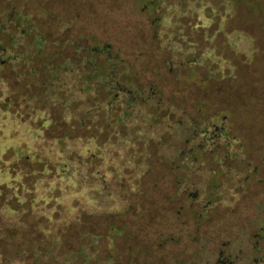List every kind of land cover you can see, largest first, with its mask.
Segmentation results:
<instances>
[{"label": "rangeland", "instance_id": "374dc122", "mask_svg": "<svg viewBox=\"0 0 264 264\" xmlns=\"http://www.w3.org/2000/svg\"><path fill=\"white\" fill-rule=\"evenodd\" d=\"M236 6L231 15L223 0H0V24L10 16L29 17L22 23L25 34L20 35L23 27L14 24H5L7 31L0 29L3 46L23 59L10 61L0 71V193L7 201L17 194L18 202L10 205L22 216L29 209L60 212V202L71 206L68 192L56 199L55 170L49 175L42 172V156L62 160L57 140L63 136L82 155L97 154L92 179H107L111 186L113 180L127 181L120 189L114 183L111 193L120 192L119 196L108 194L100 208L89 203V214L78 218L80 224L64 230L61 221L62 253L86 247L91 252L85 261L89 264L108 258L109 264H188L195 259L198 237L204 234L217 241V226L234 230L264 206V0H237ZM235 31L250 36L256 49L252 59L227 43L224 32ZM88 48L106 49L116 58L117 77L130 89L145 95L154 89L156 98L150 105H162L159 121L184 115L203 122L199 105L204 102L208 117L227 112L223 125L231 146L226 139L222 147H208L185 169L176 163L186 145L181 140L175 139V154L157 143L145 146L136 134L132 137L136 143L122 144L127 122L121 124L105 103L95 111L99 103L81 90L80 73L85 71L61 68L83 64ZM104 60L101 56L98 64ZM52 68L55 89L48 91L44 84ZM212 69L218 71L210 78ZM125 99L118 115L125 111L128 129H138L149 104L129 107ZM146 150L151 156L144 164ZM217 150L226 160L221 183L227 191L222 194L226 201L218 206ZM126 155L134 162L128 167L123 163ZM139 166L144 173L136 172ZM234 171L242 178L250 176L247 187L236 189L239 196L230 193ZM196 193L206 205L190 198ZM97 210L101 214L93 215ZM34 218L33 213L24 214L21 221Z\"/></svg>", "mask_w": 264, "mask_h": 264}, {"label": "trees", "instance_id": "16d2710c", "mask_svg": "<svg viewBox=\"0 0 264 264\" xmlns=\"http://www.w3.org/2000/svg\"><path fill=\"white\" fill-rule=\"evenodd\" d=\"M223 3L227 6V12L229 14H235L237 9V0H223ZM7 19L8 20L5 24L9 25L8 22L11 19V16ZM5 24H0L1 30H9V27L7 29ZM16 27H24V29L19 31L20 35L27 32L25 25L21 23L20 17L17 18ZM224 35H226L227 43L236 53L243 54L248 60L253 58L256 49L252 41H250L251 38L248 34L243 31H235L233 34H230L232 36H230L227 32H224ZM86 50H89V52H83L82 61L83 64L85 61H90V84L86 83L82 78L80 82L84 87L82 86L83 88H81V90L84 91L88 98L99 103V106L95 108V111L101 110L102 105L105 103L107 111H109L110 107V112H116L114 114L117 116V119L121 124L125 125V122H127L125 125L126 135L122 140V144L136 143V141L132 139L133 135L136 134L140 136L139 140L143 141L145 146L149 145L150 142L153 144L157 143L158 145L171 147V153L175 154L172 152V147H175V139L181 140L184 144L196 145L195 139L198 137L199 133L212 130L216 133L217 126H223L224 121L228 119L229 115L227 112H222V116L214 113L208 117L205 112L208 105L204 102L199 105V114L202 115L201 120H203V122L198 121L195 117L184 115L178 119L173 118L171 120L164 119L163 121H159V113L162 105L160 102L157 103V107L150 105V101L156 98V94L152 88L148 90L146 95L145 91L141 90L143 92L142 95L145 98V103L149 104L147 108L148 111L141 116L142 126L139 125L138 129L133 128L130 130L128 129L129 122L125 119L127 113L122 111L123 115L119 116V110L116 108L113 109L116 105L114 96L119 91L121 84L125 83L117 77V59L111 57L106 49L97 50L96 48H88ZM101 56H104L105 60L99 65L98 61ZM223 62L230 64L226 61ZM64 67L65 65L61 68L64 69ZM217 71L218 69H212L210 78L215 77ZM81 76H83V73ZM87 76L88 75H86V77ZM47 77L48 79L46 80L47 82H45L44 87L48 89V91H51L55 89V68H52L49 72H47ZM135 96L136 94L134 93V90H132V94L129 95V100H127L124 104L129 107L133 106V104H135V102H133ZM139 102L143 101H138V103ZM8 104L9 103L7 101L4 102V109L8 107ZM85 114L86 113H83L82 115L85 116ZM79 121L81 122V126L85 125L84 120ZM155 125H157L158 128H155ZM223 127H225L224 133H226V129L228 128L226 125ZM68 140L67 136H63L57 140V145L59 146L57 154L60 158H62V160L58 159L55 162V157L53 156V158L49 155L46 157L42 156L41 160L44 163V170H42L43 174L49 175L55 170L56 175H58V181L55 183L54 187L55 192L58 193L56 199H59V195L61 193L63 194L68 192L66 197L69 198V201H72L71 206L63 205V203L60 202L58 205H60L59 207L63 210L56 212L52 209L45 214L38 211L33 212L32 209H29L31 212L29 213L28 210V212L24 214L32 215L33 213L35 218L29 222L25 221L23 223L21 220L24 214L23 216L20 215L18 211H16L17 209L10 205V203L12 204L15 201L18 202L17 194H14L12 198L7 201L5 197H3L4 192H1L0 205L2 202L3 204H6L0 208V264H78L81 260L84 262L83 264H89L85 261H89L91 252L86 247H82L76 252L72 250L67 254L62 253L63 246L61 243L59 224L62 221L64 230L67 227L80 224L81 220L79 221L78 218L81 217V215L83 217L89 214L87 205L90 200L98 203L95 207L100 208V203L103 200L101 197L103 195L101 188L104 184L102 182L100 183L98 180L95 184L88 181L89 170L87 166L91 159L94 160V153L90 156H87L86 153V156L82 155V152L78 151V149H71L69 145H67ZM200 143H207V140L204 142L200 141ZM147 154L148 151H144V157L142 159L143 162L146 158L151 156V154ZM126 157L127 155L124 157L123 163H125V166L128 167V163L134 162L131 161L130 158ZM136 172L138 174L144 173L142 166L136 168ZM120 186L126 187L127 182L121 183ZM108 187H111L109 183ZM70 197H72V199ZM2 199L4 201H2ZM75 200L79 202L78 207L73 206V202ZM100 210L95 211L93 215L101 214ZM62 214L65 215V217H62L63 219H61V216H63ZM90 262V264H109L111 262V258L105 260L92 259ZM112 263L116 264V261H113Z\"/></svg>", "mask_w": 264, "mask_h": 264}, {"label": "flooded vegetation", "instance_id": "af4514ba", "mask_svg": "<svg viewBox=\"0 0 264 264\" xmlns=\"http://www.w3.org/2000/svg\"><path fill=\"white\" fill-rule=\"evenodd\" d=\"M19 17L21 18V23H24V21L28 20L29 18L27 15L26 16L18 15L15 18L13 17L9 20L8 22L9 25L12 24L16 25L17 18ZM0 46H1L0 71L10 61L13 64L15 63L16 60L20 62L23 61V59L17 57V55L14 53L13 50L4 47L1 42H0ZM85 52H89V50L85 49ZM63 70L71 73H74V71L76 70L85 71L83 72L82 78L86 83L90 84V80H89L90 70H91L90 61L88 62L85 61L84 64L78 63L77 65L66 64ZM86 75L88 76L86 77ZM134 93L136 94L133 101L135 102V104L138 103V101L145 102L144 101L145 98L143 97L142 95L143 92L141 90H136L134 91ZM131 94H132V90L129 88V86L126 83L121 84V86L119 87V91L114 96L116 105L113 107V109L116 108L117 110H119L120 105L122 104L121 100L125 97L126 98L125 103H126V101L129 100V95ZM110 109L111 108L109 107V112L111 111ZM223 126H217L216 133L214 130L203 131L199 133L198 137L195 139L196 145L186 144L185 149L181 150L176 156V158L178 159V161L176 162L178 164L177 167L185 168V169L187 167L190 168L193 164H196L199 161L200 155L203 153L204 150H206V148L222 147L221 142L226 139L228 142H226L225 144L227 146H231L230 141L232 140V138L227 137L229 130L226 129V133H224L225 127ZM205 140H207V143H200V141L204 142ZM233 140L236 141V137H233ZM229 154L230 153H228L224 157L225 158L228 157ZM94 155L96 156L97 154L94 153ZM225 161L226 160L221 159L217 150V206L219 202L226 201V199H223L222 194L223 192L226 193L227 191L221 183L222 174H223L222 170L223 167L225 166L224 165ZM92 162L93 160L91 159L88 163L90 165V166L88 165V170H89L88 172L90 179H92L93 176L92 168L94 166ZM247 166L249 167L250 164L248 163ZM101 170L102 169L100 168L99 171ZM233 174H234L233 179H235L234 181L235 184H234V188L230 191V193L231 195L239 196L238 194H236L237 193L236 189H244L245 187H247V184H249L248 180L250 179V176L247 175L246 173L244 178H242L241 175L239 176V171H234ZM252 175L253 176L256 175V170H253ZM97 180L100 181V183L102 182L104 184L101 188L103 192V195L101 196L102 198L107 197V195L111 193V189L113 190L115 186L118 189H120L121 186L120 185L117 186L118 183L127 182L126 179H123L121 181L113 180L111 181L112 186L110 187V191H109L107 179L101 180L99 178H96V179H92L91 181L96 182ZM262 181L263 180H261V182ZM114 183H116L117 185L115 184L114 186ZM182 192L185 193L186 189L182 190ZM119 193L120 192L114 191L113 193H111V195L115 194L116 197H118ZM189 196L193 201L198 202L202 206L206 205L204 201L199 199L197 193L193 195L190 194ZM211 201L212 199H210V201H207L208 202L207 207L211 206L210 205ZM93 202H94L93 200H90L89 203H93ZM197 246L198 249H196V252H194L195 254L193 253L195 259H192V261H190V263L188 264H264V206L258 208L251 215L246 216L244 222L241 225H237L234 230L225 231V229H222L220 225L217 226V241H215V239L208 238L204 234H202L200 238L198 237L197 239ZM197 258H199V261H196ZM179 264H186V263L181 262Z\"/></svg>", "mask_w": 264, "mask_h": 264}]
</instances>
